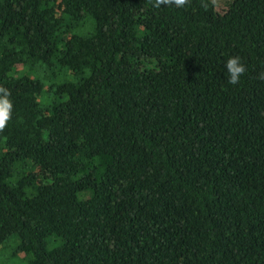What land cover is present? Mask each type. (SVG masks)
<instances>
[{
	"label": "trees",
	"instance_id": "trees-1",
	"mask_svg": "<svg viewBox=\"0 0 264 264\" xmlns=\"http://www.w3.org/2000/svg\"><path fill=\"white\" fill-rule=\"evenodd\" d=\"M218 1L0 0V264H264V0Z\"/></svg>",
	"mask_w": 264,
	"mask_h": 264
},
{
	"label": "clouds",
	"instance_id": "clouds-1",
	"mask_svg": "<svg viewBox=\"0 0 264 264\" xmlns=\"http://www.w3.org/2000/svg\"><path fill=\"white\" fill-rule=\"evenodd\" d=\"M161 3L174 4L176 7H183L187 0H155L154 7L159 8ZM226 77L228 82L233 86L237 85L241 77L246 72V67L241 61L239 56L230 57L225 64ZM12 110V103L8 99V94L5 92L4 96L0 97V129H3L6 122L10 119V114Z\"/></svg>",
	"mask_w": 264,
	"mask_h": 264
},
{
	"label": "rangeland",
	"instance_id": "rangeland-1",
	"mask_svg": "<svg viewBox=\"0 0 264 264\" xmlns=\"http://www.w3.org/2000/svg\"><path fill=\"white\" fill-rule=\"evenodd\" d=\"M218 2H223V0H219Z\"/></svg>",
	"mask_w": 264,
	"mask_h": 264
}]
</instances>
